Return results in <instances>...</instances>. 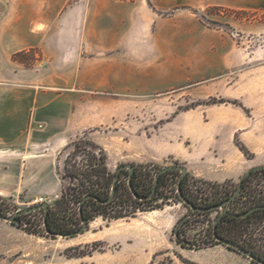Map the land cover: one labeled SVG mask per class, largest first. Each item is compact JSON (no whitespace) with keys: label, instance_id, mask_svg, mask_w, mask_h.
<instances>
[{"label":"crops","instance_id":"0c3cea01","mask_svg":"<svg viewBox=\"0 0 264 264\" xmlns=\"http://www.w3.org/2000/svg\"><path fill=\"white\" fill-rule=\"evenodd\" d=\"M179 5L264 11V0H0V195L20 170L31 190L54 191L53 158L61 143L95 123L99 94L174 91L249 59L220 29L185 12L162 16ZM30 49L39 54L31 66L13 58ZM188 115L177 123L193 130L167 151L189 174L237 182L264 166L263 97L211 110L207 126Z\"/></svg>","mask_w":264,"mask_h":264},{"label":"rangeland","instance_id":"374dc122","mask_svg":"<svg viewBox=\"0 0 264 264\" xmlns=\"http://www.w3.org/2000/svg\"><path fill=\"white\" fill-rule=\"evenodd\" d=\"M206 7L179 5L162 13V16L185 12L201 22L190 10L194 8L198 16L203 14V21L208 23L202 24L230 34L233 47L238 45L249 59L246 57L242 65L223 70L213 78L174 91L116 96L99 94V98L93 100L99 103V109L94 107L92 112L91 122L95 123L61 143L53 158L51 179L54 191L45 196L31 190L25 182L24 172L20 170L18 174L11 175L12 183L7 193L0 195L2 214L11 215L38 204L35 200H43L44 196L48 199L45 202L53 206L63 188L69 187L73 191V183L61 175L63 159L68 151L66 145L78 137L90 139L104 149L110 172L115 173L121 164L131 163L138 167L140 179L151 184L158 167L182 165L167 148L172 142L187 136L193 127L177 123L178 116L187 112V118L198 116L203 126H207L205 122L211 110L218 111L226 104L240 106L243 100L255 104L259 98H264V11L224 7L227 10L207 13ZM28 51L39 59L35 49ZM31 57V54L27 56ZM36 60L30 61L33 64ZM239 75L242 82L237 86L235 78ZM238 89L243 92V100L236 97ZM213 98L225 101L204 104ZM87 100L89 98H84V102ZM87 159L86 154L81 153L77 157V166L85 168L89 163ZM179 176L180 172L167 174L157 196L151 201L126 200L129 210H135L133 215L117 219L95 215L83 233L71 237L47 234L41 223L42 209L21 215L23 224L0 219V264H256L212 238L213 222L219 209L192 215L191 209L178 196ZM127 178L126 173L120 176L121 198L127 197ZM190 180L199 184L222 185V195L235 190L239 181L213 182L189 174L186 183ZM186 192L190 194L188 186ZM263 201L264 172H257L245 181L241 192L227 204V210L238 212L252 203ZM69 207L70 212H75L76 202H71ZM182 218L185 219L178 226ZM176 226L184 243L179 242L174 234ZM222 230L264 257V212Z\"/></svg>","mask_w":264,"mask_h":264},{"label":"trees","instance_id":"16d2710c","mask_svg":"<svg viewBox=\"0 0 264 264\" xmlns=\"http://www.w3.org/2000/svg\"><path fill=\"white\" fill-rule=\"evenodd\" d=\"M190 10L197 15V17L202 23L208 24L203 21V14L198 16V11L196 9L190 8ZM221 10H227V8L217 5H210L205 8V11L207 13L211 11H221ZM27 54L28 55L31 54L33 57L27 58L28 56ZM13 58L15 60H19L20 62L24 63V65L26 66L32 65V62L30 60L34 61L37 59L36 55L34 53H30V51L17 52L13 55ZM224 101L225 100H223L222 98L218 100H215L213 98L204 102V104L215 103V102L221 103ZM240 106L242 105L240 104ZM235 143L245 155L247 156L250 155V153L243 146V144H241L238 141V139H235ZM66 148L68 149V151L66 152V155L63 159V173L61 176L63 179L68 178L73 183L72 184L73 191L71 192L69 190V187L63 188L61 190V194L55 200L54 205L49 206L47 214L44 215L43 212L42 221H41L45 232L53 236L55 235H63L65 237L75 236L74 233L78 231L82 225V219H86L89 223V221L95 215H100L105 219H117L128 215H133L135 210H129L128 205L125 204L126 200H129L130 202L153 200L157 196L159 190L161 189L164 177L167 174L179 172L178 169H174L159 174L156 190L153 193V195L149 197L153 188V184L155 182V176L159 172L160 168L158 167L156 174L154 176V181L151 184L145 183L140 179L139 177L140 171L137 166H134V172L131 176V179H129V170L121 169L115 186V193L111 198V200L107 201L111 192V186L116 172L112 173L108 170L106 165L107 156L104 149L98 146L92 140L84 137H78L77 140H73L69 142L66 145ZM81 153L86 154L88 158L87 160L89 161V163L86 164L85 168H79L77 166L78 165L77 157ZM257 172H264V169L251 170L250 173L243 178L241 189H243L245 181L251 175ZM123 173H126L128 176L126 181V189L128 192L126 198L124 197L121 198L122 194L120 193V176ZM188 175L189 174L186 173L185 176L180 180V182L178 178L177 188L179 185V188L183 193V195L186 198H188L190 201H192L197 207H211L213 205H217L222 201H224L225 199H227L234 192L233 189L230 192V194H226L223 198L213 203L198 205L191 198L190 194H187L186 192V187L188 186V184L186 183L188 179ZM88 195L91 196L85 198ZM69 196H72L73 198H68ZM71 202H76L77 207L75 212H70L69 204ZM262 204H264V201L262 203L255 202L235 213H244L252 206L262 205ZM35 211L37 210L31 212H35ZM31 212L22 215L25 216L30 215ZM196 212H206V211H196ZM258 212H264V208L256 209L244 217H236L227 214L222 215V217L217 222L215 229L214 228L212 229V238L215 239L216 236H221L236 241L242 247L251 250L257 257L264 260V257L259 255L257 252H255L245 244L236 240L234 237H230L226 235V233L222 230V228L225 226L228 225L231 226L236 223L242 222L243 220H248ZM20 216H18L19 222L17 224H23L22 219L20 220ZM173 231L177 237V240L181 243H184L185 240H182L179 237L180 231L176 229V227H174ZM254 263L258 264L255 261Z\"/></svg>","mask_w":264,"mask_h":264},{"label":"water","instance_id":"95a60500","mask_svg":"<svg viewBox=\"0 0 264 264\" xmlns=\"http://www.w3.org/2000/svg\"><path fill=\"white\" fill-rule=\"evenodd\" d=\"M121 169H128L129 170V179H131V176L134 172V165L131 163H125V164H121L117 167L116 170V174L111 186V192L110 195L107 199V201L111 200V198L113 197L114 193H115V186L119 177V172ZM174 169H178L180 172V177H179V182L180 180L185 176V174L187 173L185 166L180 165V164H173V165H167L164 166L163 168H161L159 170V172L157 173V175L155 176V182L153 184V188L152 191L149 195V197H151L153 195V193L156 190L157 187V180H158V176L161 173H164L168 170H174ZM259 169H264V166H255L252 167L250 169H248L240 178L238 181V185L236 187V189L234 190V192L224 201H222L221 203L217 204V205H213L211 207H197L192 201H190L188 198H186L183 193L181 192L179 185L177 188L178 191V196L181 199V201L191 209L192 212H196V211H208V210H214V209H221L219 211V214L217 215L216 219L213 222V228L215 229L217 222L219 221V219L222 217V215L227 214V215H231V216H236V217H244L246 215H248L250 212L256 210V209H260V208H264V204L262 205H256V206H252L251 208H249L246 212L244 213H235V212H230L228 211L225 207L227 206L228 203H230L233 199H235V197L241 192V188H242V181L243 178L245 176H247L251 170H259ZM91 195L86 196L85 198L89 197ZM84 198V199H85ZM38 209H42L44 212V215L47 214L48 209H49V204L45 201L40 202L38 204L32 205V206H28L26 208H22L20 210L15 211L13 214L11 215H4L0 212V219L6 220L10 223H15L17 224L19 222L18 216L34 211V210H38ZM185 218H182L179 222H178V226L180 224H182V222L184 221ZM88 226V221L86 219H82V225L79 228L78 231H76L74 233V235L76 234H81L83 233V231L86 229V227ZM178 226H176V229H178ZM63 236V235H61ZM69 236V235H67ZM215 240L219 241L221 244H223L224 246L233 249L243 255H245L246 257L250 258L251 260L257 262L258 264H264V260H262L261 258L257 257L251 250H248L244 247H242L238 242L233 241L231 239L225 238V237H221V236H216Z\"/></svg>","mask_w":264,"mask_h":264},{"label":"built area","instance_id":"2783aa9c","mask_svg":"<svg viewBox=\"0 0 264 264\" xmlns=\"http://www.w3.org/2000/svg\"><path fill=\"white\" fill-rule=\"evenodd\" d=\"M189 192L191 198L198 204V205H205L210 204L215 201L220 200L225 195L223 193V187L219 184L214 183H197L194 181L188 182ZM36 202L40 203L42 198L36 199ZM227 209V206L225 207ZM221 209H219L220 211ZM197 212H192V215H195Z\"/></svg>","mask_w":264,"mask_h":264}]
</instances>
